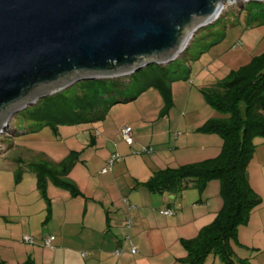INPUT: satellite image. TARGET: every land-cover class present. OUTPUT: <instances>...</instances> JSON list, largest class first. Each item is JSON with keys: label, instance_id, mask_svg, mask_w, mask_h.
Here are the masks:
<instances>
[{"label": "rangeland", "instance_id": "1", "mask_svg": "<svg viewBox=\"0 0 264 264\" xmlns=\"http://www.w3.org/2000/svg\"><path fill=\"white\" fill-rule=\"evenodd\" d=\"M262 53L264 2L238 0L231 5L224 4L219 17L211 24L199 28L177 59L162 65L168 67L172 77L176 78L171 82L172 105L166 110L165 98L150 88L133 101L110 105L105 109L102 120L39 126L23 115L42 98L31 100L33 103L30 106L9 118L7 127L0 133V258L8 262L13 258L19 260L20 254L35 245L39 237L54 232L59 219L57 211L68 199L59 197L62 194L68 197V192L48 182L47 196L55 206L54 215H57V220H51L50 217L47 221L46 203L36 188V177L27 167L29 163H58L71 151H76L80 152L85 162L79 163L78 167L76 165L75 169L81 171V168L89 167L95 172L106 166L103 151L93 144L96 138L99 142L106 141V145L101 146L109 154L129 152L125 156L118 153L124 159L114 165V173L125 169L123 161H126V169L129 168V171L137 172L141 167L150 168L152 164L149 157L159 151L158 159L164 164L178 160L179 166L216 158L222 149L221 137L203 133L200 128L207 121L221 119V115L205 102L201 90L224 80L230 72L248 65ZM129 77L115 79L123 81L124 88L108 100L126 98L134 92L137 84L132 87L128 85ZM124 126L133 130V149H129L122 141L120 130ZM183 134L187 135L180 137ZM175 138H180L179 147L175 150V159H171L170 154L165 152V143L162 145L161 142L173 143ZM253 143L255 151L248 164L247 175L251 188L261 198L260 207L264 209V176L261 171V166H264V138L256 137ZM115 145H119V149L116 150ZM149 145L148 154L138 153ZM91 159L94 160L88 163ZM171 164L175 166V163ZM67 179L76 184L70 174ZM195 189L199 192L197 187ZM203 190L218 195V181L208 182ZM252 215L259 214L254 211ZM23 236L32 237L33 243L23 242ZM232 248L235 258L245 257L251 264L264 263L262 252L243 249L234 244ZM20 258L25 260L24 257ZM203 264L223 263L218 256L210 254Z\"/></svg>", "mask_w": 264, "mask_h": 264}, {"label": "water", "instance_id": "2", "mask_svg": "<svg viewBox=\"0 0 264 264\" xmlns=\"http://www.w3.org/2000/svg\"><path fill=\"white\" fill-rule=\"evenodd\" d=\"M236 1L0 0V133L31 100L172 62Z\"/></svg>", "mask_w": 264, "mask_h": 264}, {"label": "trees", "instance_id": "3", "mask_svg": "<svg viewBox=\"0 0 264 264\" xmlns=\"http://www.w3.org/2000/svg\"><path fill=\"white\" fill-rule=\"evenodd\" d=\"M175 79L168 67L151 65L128 78L127 84L131 87L137 84V87L126 98L108 100L124 88L121 80L84 81L42 98L23 115L39 126L94 122L104 118L105 109L110 105L133 101L150 88L165 98L166 110L172 105L171 82ZM201 93L205 102L221 115V119L207 121L200 128L203 133L221 137L223 144L219 156L157 170L139 185L150 193L174 194L189 186L202 192L208 182L218 181L222 206L213 222L194 238L180 240L186 255L179 262L203 264L212 254L223 264H251L247 258H235L232 245H239V227L248 224L251 212L261 204V198L250 186L247 167L255 151L254 138H264V53L253 58L248 65L230 72L212 87L202 89ZM79 157L80 152L71 151L58 163L32 162L27 165L36 177V188L46 203L47 216L50 214L48 182L68 192L72 198L82 196L78 187L67 179ZM0 264L5 263L0 261Z\"/></svg>", "mask_w": 264, "mask_h": 264}, {"label": "crops", "instance_id": "4", "mask_svg": "<svg viewBox=\"0 0 264 264\" xmlns=\"http://www.w3.org/2000/svg\"><path fill=\"white\" fill-rule=\"evenodd\" d=\"M178 139L175 138L173 143L161 142L162 145L165 143V152L171 159H175ZM93 144L103 151V162L107 164L111 153L101 146L106 145V141L99 142L96 138ZM133 146L134 143L127 147L133 149ZM146 148L150 149V145ZM115 149H119V145H115ZM160 152L149 157L150 168L141 167L137 172L126 169V161H123L125 169L116 173L112 170L115 164L104 174L100 172L103 167L95 172L89 167L81 168V171L74 167L69 174L82 196H59L68 199L57 211L59 219L54 232L44 234L35 245L24 250L20 257L25 260L19 257V260L13 258L8 262L0 258V261L5 264H183L179 259L184 258L186 252L180 240L194 238L212 223L222 201L219 193L197 192L194 186L174 194L150 193L140 186L139 183L146 182L155 171L179 166L178 160L164 164L158 159ZM118 153L129 154L127 151ZM83 162L85 159L80 155L78 164ZM261 171L264 176V166ZM166 210L172 214L161 213ZM254 211L259 215H252ZM54 212L55 206L51 202L47 221L50 217L57 220ZM251 213L248 224L238 229L239 245L235 246L264 254V221L261 219H264V209L259 205ZM47 236L54 237L50 247L43 246ZM132 249H135L134 253Z\"/></svg>", "mask_w": 264, "mask_h": 264}, {"label": "built area", "instance_id": "5", "mask_svg": "<svg viewBox=\"0 0 264 264\" xmlns=\"http://www.w3.org/2000/svg\"><path fill=\"white\" fill-rule=\"evenodd\" d=\"M121 133V137H122V141L124 142V144L128 147H131L134 143V139H133V134H132V129L129 126H124L122 127V129L120 130ZM150 149L144 148L142 150H139L138 153H147ZM122 160V157L118 154V153H113L109 159L107 160V164L106 166L101 169V174L107 173L111 170V168L113 167L114 164L120 162ZM162 214L164 215H171L172 213L170 211H161ZM22 241L28 244H32L33 243V239L30 236H23L22 237ZM54 241V237L53 236H49L43 239V246L45 247H50L51 243ZM132 253L135 252V249L131 250ZM116 254H118V252H116Z\"/></svg>", "mask_w": 264, "mask_h": 264}, {"label": "bare ground", "instance_id": "6", "mask_svg": "<svg viewBox=\"0 0 264 264\" xmlns=\"http://www.w3.org/2000/svg\"><path fill=\"white\" fill-rule=\"evenodd\" d=\"M224 9V8H223ZM222 12V11H221ZM215 20V19H214Z\"/></svg>", "mask_w": 264, "mask_h": 264}]
</instances>
